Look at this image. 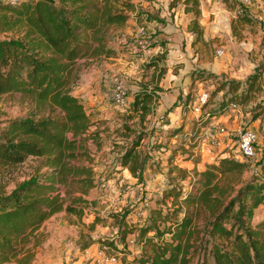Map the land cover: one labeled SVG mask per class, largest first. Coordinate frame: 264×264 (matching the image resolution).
Masks as SVG:
<instances>
[{
	"label": "rangeland",
	"instance_id": "rangeland-1",
	"mask_svg": "<svg viewBox=\"0 0 264 264\" xmlns=\"http://www.w3.org/2000/svg\"><path fill=\"white\" fill-rule=\"evenodd\" d=\"M198 1L200 37L191 30L194 15L183 0H119L114 10L129 19L107 26L104 43L110 55L78 61L69 90L89 114L83 137L90 159L83 160L93 168L95 186L78 205L80 218L59 211L45 221L27 245L32 264H122L124 257L138 256L141 246L138 230L127 233L124 245L121 227L140 228L158 210L162 216L169 212L168 189L184 195L197 171L224 157L244 161L245 178L259 172L264 161V0ZM258 73L257 89L241 101L249 78ZM118 82L121 101L114 93ZM232 82L239 84L236 93L229 89ZM145 92L154 98L143 119L130 106ZM35 108L21 93L2 94L0 122ZM238 127L257 133L252 158L237 151ZM133 144L139 156L135 173L121 164ZM34 163L29 157L1 168L0 190L25 179ZM262 219L264 204L253 221Z\"/></svg>",
	"mask_w": 264,
	"mask_h": 264
},
{
	"label": "trees",
	"instance_id": "trees-1",
	"mask_svg": "<svg viewBox=\"0 0 264 264\" xmlns=\"http://www.w3.org/2000/svg\"><path fill=\"white\" fill-rule=\"evenodd\" d=\"M118 1L0 0V95L18 92L36 107L0 122V169L29 157L35 162L25 179L0 190V264H32L27 245L45 221L59 211L83 214L78 205L95 186L93 168L83 160L90 159L83 137L90 118L69 85L80 59L110 55L107 26L129 19L114 10ZM183 3L194 15L191 30L200 37L199 1ZM260 75L249 78L241 101L257 89ZM232 83L229 89L236 93L239 84ZM153 98L150 92L136 95L130 111L144 119ZM136 148L133 144L121 160L132 173L139 165ZM259 169L245 178L247 164L224 157L197 171L184 195L168 189L169 212L162 216L158 210L140 228L121 227L124 245L127 233L138 230L141 246L138 256L124 257L122 264H264V219L253 221L264 204V161Z\"/></svg>",
	"mask_w": 264,
	"mask_h": 264
},
{
	"label": "built area",
	"instance_id": "built-area-1",
	"mask_svg": "<svg viewBox=\"0 0 264 264\" xmlns=\"http://www.w3.org/2000/svg\"><path fill=\"white\" fill-rule=\"evenodd\" d=\"M115 98L117 100H123V84L117 83L115 90ZM235 106L236 104H232ZM256 143H257V133L251 128L238 127L236 129V146L237 151L240 153L242 158H252L256 154ZM112 262L115 261L114 257L109 258Z\"/></svg>",
	"mask_w": 264,
	"mask_h": 264
}]
</instances>
